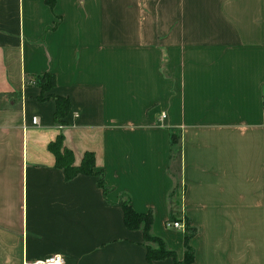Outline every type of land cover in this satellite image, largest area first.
<instances>
[{
  "label": "crops",
  "instance_id": "1",
  "mask_svg": "<svg viewBox=\"0 0 264 264\" xmlns=\"http://www.w3.org/2000/svg\"><path fill=\"white\" fill-rule=\"evenodd\" d=\"M59 133L105 194L55 167ZM126 197L179 261L167 218L195 229L189 264H264V0H0V264H172Z\"/></svg>",
  "mask_w": 264,
  "mask_h": 264
},
{
  "label": "trees",
  "instance_id": "2",
  "mask_svg": "<svg viewBox=\"0 0 264 264\" xmlns=\"http://www.w3.org/2000/svg\"><path fill=\"white\" fill-rule=\"evenodd\" d=\"M49 6L52 5V0H44ZM37 82L41 89L48 88L53 84V76L51 74H42L38 77ZM55 103L53 118L56 123L61 124V118L68 110V100L61 96H52ZM171 144L174 145L178 139V135L170 133ZM48 150L54 156L55 167L61 169L65 179H70L77 174H87L96 176L95 184L101 188L105 194L109 189L103 181L102 172L93 171V154L85 152L80 160L79 165L72 164V154L69 149L62 145V135L59 133L55 139L48 143ZM173 194V193H171ZM171 196V195H170ZM169 196V197H170ZM122 211V221L127 229H135L141 227L143 240L145 241V258L147 261L170 257L172 264H189L193 260V249L189 245V239L195 233V229L188 225L187 220H184L183 231V248L184 254L181 261L176 259L175 253L165 247L161 238L150 233V225L152 221L151 212L148 210L145 213L135 212L129 205L128 197L120 203ZM153 244L154 246H151Z\"/></svg>",
  "mask_w": 264,
  "mask_h": 264
},
{
  "label": "built area",
  "instance_id": "3",
  "mask_svg": "<svg viewBox=\"0 0 264 264\" xmlns=\"http://www.w3.org/2000/svg\"><path fill=\"white\" fill-rule=\"evenodd\" d=\"M163 117H164V114L160 113L159 118L161 119ZM31 122L35 123V117L31 118ZM164 226L168 227V228L180 229V230L184 231V221L183 220H175L172 218H167L164 221ZM31 264H66V263H65V258L63 256V254L54 253V254L48 255L46 257L36 259V260L32 261Z\"/></svg>",
  "mask_w": 264,
  "mask_h": 264
},
{
  "label": "rangeland",
  "instance_id": "4",
  "mask_svg": "<svg viewBox=\"0 0 264 264\" xmlns=\"http://www.w3.org/2000/svg\"><path fill=\"white\" fill-rule=\"evenodd\" d=\"M229 186V185H226V187ZM263 220H264V212L262 213V217H261Z\"/></svg>",
  "mask_w": 264,
  "mask_h": 264
}]
</instances>
